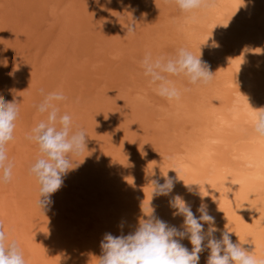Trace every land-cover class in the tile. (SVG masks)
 I'll use <instances>...</instances> for the list:
<instances>
[{
  "label": "rangeland",
  "instance_id": "1",
  "mask_svg": "<svg viewBox=\"0 0 264 264\" xmlns=\"http://www.w3.org/2000/svg\"><path fill=\"white\" fill-rule=\"evenodd\" d=\"M258 1L208 0L184 13L175 0H0V96L20 109L6 145L14 168L11 182L0 183V223L26 264H99L105 234L134 232L152 209L180 228L183 217L170 205L176 196L197 216L207 205L217 238L227 228L234 243L264 254V187L254 209L223 198L235 177L255 169L252 151L264 147L250 113L264 110V87L243 81L264 74V43L253 37L264 32V11L252 6ZM234 28L252 36L240 46ZM181 47L201 55L213 77L190 84L170 76L181 96L169 101L141 61ZM42 89L67 97L60 110L87 133V148L40 208L29 173L39 149L25 135L45 119L35 108ZM165 176L174 187L160 195L153 182ZM209 254L200 253L201 264Z\"/></svg>",
  "mask_w": 264,
  "mask_h": 264
},
{
  "label": "clouds",
  "instance_id": "2",
  "mask_svg": "<svg viewBox=\"0 0 264 264\" xmlns=\"http://www.w3.org/2000/svg\"><path fill=\"white\" fill-rule=\"evenodd\" d=\"M175 4L184 13L210 6L208 0H175ZM134 30L135 25L132 24L127 28V32ZM141 67L157 94L169 101L178 100L181 96V90L169 79L170 76H184L190 84H207L213 77L201 55L196 56L184 47L171 57H154L147 52ZM41 96L35 108L45 119L39 120L25 135L39 149L29 173L39 185L37 204L40 208L51 203V195L61 188L63 177L78 165L76 158L87 148V133L75 127L72 117L60 110L59 104L67 99L63 92H45L42 89ZM19 111L15 100L6 101L0 96V183L11 182L13 178L14 162L9 159L6 145L14 139ZM252 120L254 131L264 137V110L254 112ZM153 187L156 193L168 195L174 187V180L165 176L162 184L156 180ZM170 205L175 209L174 215L183 217L180 228L155 217L151 208L150 213H144L147 218L139 221L134 232L120 236L105 234L100 245L102 255L98 258L99 264H199L200 253L206 249L210 250L207 264H264V254L257 255L246 249L244 244L234 243L230 236L232 232L227 228L221 232L220 238L215 236L218 231L215 218L209 214L206 204L201 203L197 209L199 216L179 196L174 197ZM205 224L208 225L207 230ZM185 238L190 241L191 250L182 243ZM0 264H26L18 241L9 239L2 223Z\"/></svg>",
  "mask_w": 264,
  "mask_h": 264
},
{
  "label": "bare ground",
  "instance_id": "3",
  "mask_svg": "<svg viewBox=\"0 0 264 264\" xmlns=\"http://www.w3.org/2000/svg\"><path fill=\"white\" fill-rule=\"evenodd\" d=\"M258 2H260V0ZM230 3H232V5H236L235 1H231ZM252 6H253L254 9H261V11H264V0H261V3H259L257 5L258 8H257V6L255 7L254 4H252ZM252 6H250V8H252ZM262 20H264V19H262ZM262 31H264V29H262ZM232 34H234L233 35L234 36V40L239 42L240 44L238 43V45H240V46H241V44L245 43V42L242 41L243 38L246 39V40H249V39H247V38H249L248 35L252 36L249 33H245L244 34L241 29H236V28L232 29ZM253 37L256 38V42L264 43V32H259V33L257 32ZM253 37H252V39H253ZM242 67L244 68V66H242ZM243 81L247 82V83H252L253 85L257 84L259 86L264 87V74L258 75V77L246 74L243 77ZM257 111H262V109L256 110V111L255 110H251L250 113L253 114L254 112H257ZM260 139H261L260 140L261 145H264V137H260ZM261 147L262 146H260L257 149H254V151H252L251 156H250V158L252 159V163L255 165V169L249 174L242 175V176H239V177H235L233 179L234 180V182L232 183L233 185L230 186L227 189V191L225 192L223 198L225 199L226 202L229 203V205H231L233 207H236V208H247V207L248 208L251 207V209L253 208V206H254L253 205V201H254L253 196L257 195L256 191H257L258 188L264 187V147H262V148ZM262 220H264V219H262ZM205 230H207V228H205ZM184 245L189 250H191L192 245H191L189 240L184 242ZM199 264H201L200 260H199Z\"/></svg>",
  "mask_w": 264,
  "mask_h": 264
}]
</instances>
